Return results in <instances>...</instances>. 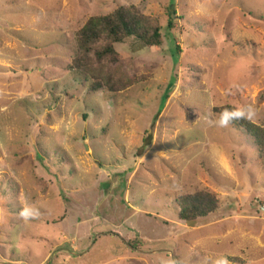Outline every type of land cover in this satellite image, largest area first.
Here are the masks:
<instances>
[{
  "label": "rangeland",
  "instance_id": "obj_1",
  "mask_svg": "<svg viewBox=\"0 0 264 264\" xmlns=\"http://www.w3.org/2000/svg\"><path fill=\"white\" fill-rule=\"evenodd\" d=\"M131 4L164 43L117 44L127 85L92 91L76 34ZM227 104L264 127V0H0V264H264V152Z\"/></svg>",
  "mask_w": 264,
  "mask_h": 264
},
{
  "label": "trees",
  "instance_id": "obj_2",
  "mask_svg": "<svg viewBox=\"0 0 264 264\" xmlns=\"http://www.w3.org/2000/svg\"><path fill=\"white\" fill-rule=\"evenodd\" d=\"M174 26L173 18L170 17L168 29ZM131 37L147 47H161L164 43L160 21L142 13L134 4L120 6L107 15L91 16L76 34L78 49L68 66L69 70L89 75L93 80L90 87L92 91L104 87L116 91L125 87L127 79L125 82L122 75L115 79L109 65L119 60L116 45ZM214 110L225 116L231 124L246 131L260 152H264L263 126L230 104L218 106ZM174 199L178 204L179 219L192 226L215 214L221 207L218 195L210 190L182 194Z\"/></svg>",
  "mask_w": 264,
  "mask_h": 264
}]
</instances>
